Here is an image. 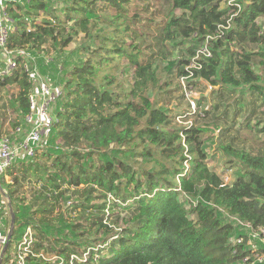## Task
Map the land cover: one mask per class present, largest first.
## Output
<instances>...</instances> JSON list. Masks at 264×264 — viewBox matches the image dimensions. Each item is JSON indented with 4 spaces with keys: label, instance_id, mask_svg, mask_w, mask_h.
Instances as JSON below:
<instances>
[{
    "label": "trees",
    "instance_id": "1",
    "mask_svg": "<svg viewBox=\"0 0 264 264\" xmlns=\"http://www.w3.org/2000/svg\"><path fill=\"white\" fill-rule=\"evenodd\" d=\"M163 1L168 18L154 38L157 48L147 42L148 56L142 46L146 39L135 32L139 16L111 12V5L121 8L119 0H71L63 15L49 9L45 0L9 8L16 25L10 45L39 47L50 41L63 48L74 34L82 33L87 52L62 82L60 107L49 133L51 147L43 153L47 159L53 156L54 167L20 161L15 164L14 184L6 186L15 212L6 253L27 225L36 231L34 251L42 249L66 261L75 253L78 259L72 264H235L249 253L243 244L227 243L234 228L222 210L264 227V110L253 125L255 107L245 119L256 152L227 138L240 108H233L228 128L216 126V149L228 167H236L232 181L225 184L208 166L207 123H182L176 117L188 113L189 102L184 109L170 110L163 101L170 103L173 79L182 88V77L187 85L205 81L216 87L213 110L242 86L264 106V28L257 21L264 18V0H237L224 8L222 0ZM40 13L51 18L36 22ZM165 41L189 43L186 54L170 66L161 64L169 55ZM246 41L262 49L250 52ZM204 44L210 55L198 52ZM127 65L130 72L123 70ZM10 83L19 88L9 102L18 115L15 125L29 110L32 81L16 71L0 80L1 87ZM235 102L245 104L241 95ZM228 110L226 103L223 117ZM209 112L204 110L203 115ZM115 149L116 155L108 160L93 158ZM84 158L90 161L86 164ZM26 179L29 189L23 188ZM72 195L75 198L70 199ZM182 198H189L188 206ZM129 200L132 208L121 215L116 209ZM64 220L75 241L67 242L56 233ZM81 247L90 248L85 259ZM7 260L4 256L1 264ZM28 264L46 261L29 257Z\"/></svg>",
    "mask_w": 264,
    "mask_h": 264
},
{
    "label": "rangeland",
    "instance_id": "2",
    "mask_svg": "<svg viewBox=\"0 0 264 264\" xmlns=\"http://www.w3.org/2000/svg\"><path fill=\"white\" fill-rule=\"evenodd\" d=\"M48 8L51 10H54L57 14H62V9L67 6L71 0H45ZM237 0H222L220 2V7H228L229 4L236 2ZM121 8H116L114 5L109 6L112 13H116L117 11H122L123 13L132 16L137 15L139 16L140 20H138L134 27L136 34H143L141 36H144L146 39L143 43V47L145 52H147V56L150 55L151 50L148 49L146 46L147 42L149 41L151 43V47H156L154 45V38L158 33V30L160 27L167 21V15H166V4L163 0H119ZM176 14H180L181 10L176 9ZM63 15V14H62ZM44 18H51L43 13H40V15L37 16L35 19L36 22L42 21ZM28 19H30L28 17ZM258 23L264 28V18L257 19ZM70 26V25H68ZM83 34L78 33L74 34L72 41L66 46L61 48L60 46L53 45L50 41L45 43L44 48L35 47L37 53L39 54L38 61L40 63V70L41 73L47 77L49 84L51 87L55 90L60 89L62 90V82L64 77L66 76V72L68 69L76 64L77 62L81 61L85 58L86 52H87V46L83 42ZM130 42V40H128ZM184 43H179V45H174L171 42L165 41V47L169 51L168 59L166 61H162V66H170V63H176V61L183 55L186 54L185 48L189 44L188 41H183ZM89 47L91 45V39L88 40ZM244 47L251 51H256L262 49V47L259 44H253L251 42H244ZM232 49H237L240 51L241 49L239 47L232 46ZM256 56V55H255ZM254 56V57H255ZM256 70H258L257 65L254 67ZM125 72H130V69L127 66L123 69ZM164 78H161V81H163ZM176 79H173V83L169 87L168 94H170L171 99L170 103H165L163 101V104H165L170 110H181L187 107V101L190 104V109L188 113H184L183 115H177V119L180 120L182 123H194L195 121H203L207 124H205L206 133L204 135V144H206V151L208 152L209 156L207 159V162L211 168H213L217 173H219L221 176L226 175L229 177L230 182L233 179L234 173L236 172V167H228V165L225 163L226 159L222 155L221 152H218L216 149V142L218 140V131L216 126H220L221 124L224 125L225 128H228V125H230V118L232 117L233 108L238 109L240 108V112L236 116V124L230 131L228 132V140L235 138L234 142L239 145L243 146L246 149H249L253 152H256L258 149L256 142L250 137V133L247 131L246 128V118L248 117L250 113V109L252 107H255L254 113L250 117V124L253 125L257 122L258 118L262 116V110H264V106H260L259 101L252 99V97L246 93V87L242 86L239 87L234 93L227 95L224 102L221 104V106L217 110L211 109L210 103L214 104L218 100L214 97L213 90H216V87L213 89L209 83L205 81H201L200 83L196 85H187L183 78H179L180 83L182 84V88L179 89V87L176 84ZM192 87V88H191ZM18 90V87L10 83L4 88H0V126H13L14 122H16V118L18 117L16 111L14 110V107L10 105V98L12 95H16V91ZM184 94V99L181 98V94ZM150 95L155 98V94L153 91L150 92ZM241 95L244 98L245 104H241L236 106L235 105V98ZM236 96V97H235ZM60 95H55V101L51 105V110L53 113L57 112L58 107H60L59 100ZM162 97L167 98L164 94ZM194 100V105H191L190 101ZM197 101H199V106L197 105ZM248 101H250V105L248 104ZM2 102H6V105L2 107ZM179 103L182 104L179 106ZM228 104L229 110L227 114V118L223 117L222 115V106L224 104ZM252 103V104H251ZM58 106V107H57ZM179 108V109H177ZM56 110V112H55ZM204 110H209L210 112L208 115H203ZM14 121V122H13ZM13 122V123H12ZM225 130V129H224ZM114 148V147H111ZM49 151V150H48ZM86 151V150H85ZM113 150L102 153V155H94L93 158L95 160L103 159L108 160L111 158L112 155H116V149L115 152H112ZM113 153V154H112ZM120 154V153H118ZM117 154V155H118ZM123 157V154L121 155ZM53 156H51L49 159H47L46 155L44 156H38L35 160H37L40 164L46 163L47 166L54 167L53 165ZM90 161V158H84L83 162L88 163ZM13 180L14 177L12 176ZM35 183L34 185H36ZM28 184L23 186L24 189H29ZM83 185L81 186V188ZM72 189H70L69 192H67V196L72 194ZM96 194V193H95ZM107 197L111 199L110 195L108 194ZM72 198H75V196L72 195ZM69 199V200H70ZM189 198H182L185 205H189L188 203ZM69 200L66 201V204L69 203ZM133 202L129 200L126 204L120 205L118 207V211H120L121 215H124L127 210L132 208ZM72 212V211H71ZM73 215L76 214V211L72 212ZM61 219V218H60ZM58 220V219H57ZM58 230L56 233H60L64 238H66L67 242L75 241V237L72 235V233L69 230V226L67 224V220L60 221L58 223ZM118 226H122L121 221L119 222ZM17 227V226H16ZM15 227V228H16ZM12 247V244H10L7 252L9 253L10 248ZM90 248L84 249L83 247L78 248L79 252L83 250H89ZM47 256L50 258L53 257V253H46ZM84 254V253H83ZM60 256V255H59ZM62 257V256H61ZM63 259V258H62ZM240 264V263H235Z\"/></svg>",
    "mask_w": 264,
    "mask_h": 264
},
{
    "label": "built area",
    "instance_id": "3",
    "mask_svg": "<svg viewBox=\"0 0 264 264\" xmlns=\"http://www.w3.org/2000/svg\"><path fill=\"white\" fill-rule=\"evenodd\" d=\"M29 2L30 0H0V80L14 76L16 71H23L32 81V87L28 93V112L18 119V123L15 125L0 126V183L4 190V192H0V252L7 242L9 227L7 223L9 195L6 186L14 184L12 176L14 177L16 174L15 164L20 161L35 160L38 156H43V153H46L47 149L51 147L49 133L56 120L51 105L55 101V95L61 94V90H54L47 77L41 73L38 61L39 54L35 47L9 44L10 33L16 29L9 8L15 9L17 6H24ZM237 6L239 7L238 4ZM44 47L45 43L39 46V48ZM198 52L210 55L206 44L201 46ZM13 84L17 86L16 83ZM4 87L0 86V88ZM190 103L194 105V100H191ZM3 104L6 105V102H2ZM178 121L180 120L178 119ZM221 177L225 184L230 183L228 176L223 175ZM27 184L30 186L31 183H27L26 179L24 186ZM39 186L40 183H37L36 187ZM222 214L234 228L232 234L227 237V243L232 245L243 244L245 249L249 251L241 258L240 264H264V227L254 226L250 222L242 221L237 216L230 215L223 210ZM35 236L36 231L31 225L24 226L18 232V237L13 240L9 253L4 252L2 260L6 256L8 259L6 264H28L29 257H40L46 261V264H72L74 259H78L75 253H71L68 261H66L54 253L53 257L50 258L42 249L37 252L34 251V243L37 240ZM88 251L83 252V259L86 258ZM233 252H236V248L233 249Z\"/></svg>",
    "mask_w": 264,
    "mask_h": 264
},
{
    "label": "water",
    "instance_id": "4",
    "mask_svg": "<svg viewBox=\"0 0 264 264\" xmlns=\"http://www.w3.org/2000/svg\"><path fill=\"white\" fill-rule=\"evenodd\" d=\"M0 192H4L3 190V186L0 183ZM8 214H9V227H8V231H7V242L5 243V245L3 246L1 252H0V264H1V260L3 257V254L9 244L10 239L12 238V234H13V230H14V226H15V212L13 210L12 207V202L11 199L9 198L8 203Z\"/></svg>",
    "mask_w": 264,
    "mask_h": 264
},
{
    "label": "clouds",
    "instance_id": "5",
    "mask_svg": "<svg viewBox=\"0 0 264 264\" xmlns=\"http://www.w3.org/2000/svg\"><path fill=\"white\" fill-rule=\"evenodd\" d=\"M9 245V244H8ZM8 247V246H7ZM7 249V248H6ZM6 251V250H5Z\"/></svg>",
    "mask_w": 264,
    "mask_h": 264
}]
</instances>
